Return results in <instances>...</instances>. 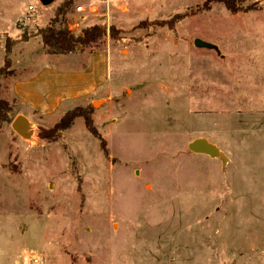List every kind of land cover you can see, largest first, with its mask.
Listing matches in <instances>:
<instances>
[{
	"label": "rangeland",
	"instance_id": "rangeland-1",
	"mask_svg": "<svg viewBox=\"0 0 264 264\" xmlns=\"http://www.w3.org/2000/svg\"><path fill=\"white\" fill-rule=\"evenodd\" d=\"M63 1L0 0V67L11 47V64L0 73V98L11 106V121H0V264H34L33 256L39 264H264V152L245 150L226 168L190 155L184 141L193 125L176 81L183 57L209 71L220 56L196 39L232 56L262 57L264 0H234L236 11L206 0H72L56 26L78 22L74 36L94 24L104 30L72 53L104 51L109 59L103 69L113 87L90 114L107 157L82 117L56 139L41 138L64 105L40 112L8 92L14 77L50 58L37 32ZM29 5L33 18L17 28ZM176 14L184 17L174 21ZM31 55L21 70V58ZM18 116L28 120L25 131L13 124Z\"/></svg>",
	"mask_w": 264,
	"mask_h": 264
},
{
	"label": "crops",
	"instance_id": "crops-1",
	"mask_svg": "<svg viewBox=\"0 0 264 264\" xmlns=\"http://www.w3.org/2000/svg\"><path fill=\"white\" fill-rule=\"evenodd\" d=\"M210 44L214 46L211 51L220 56L211 59L209 71L204 67H188L182 58L183 66L176 70L177 93L183 103L187 100L186 113L192 120L190 126L193 125V131L189 127L190 133L185 137V148L194 157L213 163L218 160L222 168H226L236 164L245 150L256 148L264 152V54L261 57L255 51L252 54L246 51L245 55L232 56L230 50L224 49L226 46ZM48 54L50 58L45 55L38 58L42 68L26 77L16 75L12 79L8 92L17 104L52 113L63 104L64 113L73 108L72 105L79 106L84 98L87 104L93 105L106 87H113L104 75V63L109 60L104 51L84 52V58H76L77 54L72 52ZM21 59L20 69L23 70L34 56ZM60 59H71L74 67L57 66ZM190 82L193 83L192 96L186 93ZM196 139L213 145L224 155V162L219 157L191 151L188 145ZM262 160L264 164V157Z\"/></svg>",
	"mask_w": 264,
	"mask_h": 264
},
{
	"label": "trees",
	"instance_id": "trees-1",
	"mask_svg": "<svg viewBox=\"0 0 264 264\" xmlns=\"http://www.w3.org/2000/svg\"><path fill=\"white\" fill-rule=\"evenodd\" d=\"M212 1H218L225 5V7L231 11L239 10V7L234 5V0H206L204 5L208 6ZM72 0L63 1L57 8L56 16L50 21V23L38 30L37 34L41 37V42L46 51L51 54H68L76 51L77 45L88 46L96 43L104 34V30L97 24L89 26L83 29L82 33L74 36L66 27L56 26L61 14H65L71 5ZM184 17V15L176 14L173 20L176 21ZM111 31H114L111 28ZM28 38L25 37L24 40ZM11 50L10 44L5 46V57L4 64L0 67V73L5 70L4 68L11 64V60L8 54ZM7 74V72H6ZM5 75V74H4ZM11 112L10 104L0 98V121L9 122L11 117L8 113ZM93 112V106L87 105L86 108H81L79 106L73 107L67 110L60 120L52 128H42L40 130V137L47 140H54L59 135L60 131L67 129L75 117H82L84 121V126L95 138L99 140L100 147L107 157L109 155L108 148L106 147V142L94 126L91 113Z\"/></svg>",
	"mask_w": 264,
	"mask_h": 264
},
{
	"label": "water",
	"instance_id": "water-1",
	"mask_svg": "<svg viewBox=\"0 0 264 264\" xmlns=\"http://www.w3.org/2000/svg\"><path fill=\"white\" fill-rule=\"evenodd\" d=\"M43 4H48L52 0H41ZM194 45L196 47H207V48H212L214 47L210 43L204 42L200 39H196L194 41ZM14 126L20 130V131H25L28 128V120L24 116H18L14 120ZM189 149L193 152H201L210 155L211 157H219L222 162H224V155L222 153H219L215 147L207 142H205L202 139H196L192 141L188 145Z\"/></svg>",
	"mask_w": 264,
	"mask_h": 264
},
{
	"label": "built area",
	"instance_id": "built-area-1",
	"mask_svg": "<svg viewBox=\"0 0 264 264\" xmlns=\"http://www.w3.org/2000/svg\"><path fill=\"white\" fill-rule=\"evenodd\" d=\"M84 9L85 8H84L83 5H77L76 6V10L78 12H84ZM34 10H35L34 6L33 5H29L27 7V10H26L27 12L25 14H23L20 18L16 19L15 22H14V25L17 28H24L31 21V19L33 18V16L30 13L33 12ZM78 26H79L78 22H69L67 24V29L71 30V29L77 28ZM32 261H33L34 264H39V259L36 256L32 257Z\"/></svg>",
	"mask_w": 264,
	"mask_h": 264
}]
</instances>
